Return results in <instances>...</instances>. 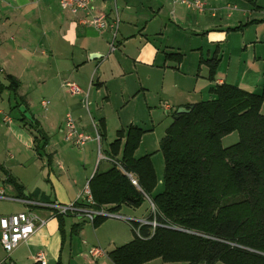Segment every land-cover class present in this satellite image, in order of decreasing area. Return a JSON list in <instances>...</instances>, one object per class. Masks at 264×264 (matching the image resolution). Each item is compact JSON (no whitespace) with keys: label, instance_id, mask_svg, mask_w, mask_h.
<instances>
[{"label":"crops","instance_id":"0c3cea01","mask_svg":"<svg viewBox=\"0 0 264 264\" xmlns=\"http://www.w3.org/2000/svg\"><path fill=\"white\" fill-rule=\"evenodd\" d=\"M200 2L203 3L202 10L192 11L183 3L172 0H89L92 12L104 13L109 23L116 17L118 19L115 49L110 51L111 28L99 30L78 23L75 17L59 7L56 0H0V81L7 84L5 75L10 74L18 83L17 95L3 90L0 101L1 95L8 92L15 101L19 100L15 107L20 114L18 124H13L12 120L6 122L2 117L4 125L0 123V129L8 139L15 134L23 140L27 152L33 149V154L31 150L26 160L19 157L20 152H16L17 156L11 154L2 160L0 198L19 202L20 206L13 212L0 213V216L31 210L47 219L43 226L10 253H6L0 243V264H40L35 259L37 253L42 254L45 264H114L107 252L132 240L134 227L130 220L117 217L106 220L108 217H101L90 223L74 213L49 216V203H83L82 190L93 173L96 170L105 171L112 165L107 159L96 164L95 141L91 139L85 144L79 164L74 167L72 160L77 152L61 139L63 116L69 111L76 126L91 133L81 108L84 99L88 104L91 98L90 104L99 117L96 120L97 129L103 132L104 139L107 116L100 112L98 103L111 102L112 83L118 82L117 89L121 95L135 96L138 89H144L140 76L137 85L133 76L138 73L143 75L145 70L149 73L161 63L167 66L165 51L170 45L157 44L156 40L163 43L162 33L169 25L180 27L205 20L207 3ZM195 11L197 14L193 17L191 14ZM152 24L155 26L150 30ZM205 28L206 32H210L205 35L209 37L207 44H227L232 28L227 31L213 26ZM234 29L237 30V27ZM181 55L176 58L178 65L184 62ZM214 55L215 52L212 53ZM162 57L161 62L159 59ZM236 67L233 80L227 82V76L215 78V85L222 82L242 85L235 79L239 65ZM150 76L146 74L143 80H148ZM64 79L74 81L80 92L71 94L62 88L61 81ZM43 98L48 100L45 107L41 104ZM190 103L193 102L185 100L175 107L166 103L164 109L176 110ZM38 105L43 112H38ZM118 131L123 132L121 145L125 131L120 128L115 134ZM110 143L105 153L110 151ZM7 147L13 148L10 144ZM18 160L21 162L18 163ZM30 160L37 162L38 168L35 166L33 169ZM101 162H105V165L101 166ZM120 207L101 206L116 213H119ZM129 230L132 235L127 233ZM92 247H100L103 253L92 255L89 252ZM152 260L158 262L160 259ZM142 264H150V260Z\"/></svg>","mask_w":264,"mask_h":264},{"label":"trees","instance_id":"16d2710c","mask_svg":"<svg viewBox=\"0 0 264 264\" xmlns=\"http://www.w3.org/2000/svg\"><path fill=\"white\" fill-rule=\"evenodd\" d=\"M209 60L214 71L215 55ZM262 78L260 91L222 82L211 89V98L183 105L189 111L173 119L158 142L164 160L160 192L153 194L156 175L150 154L134 156L144 130L129 124L121 145L123 132H117L105 153L112 165L88 180L94 207H136L146 195L155 207L156 222L169 227L157 225L152 233L144 224L139 235L134 227L132 240L107 252L114 264L154 258L185 264H264V67ZM5 79L0 92L16 96V79L10 74ZM97 131L101 141L103 132ZM234 131L237 140L224 146L222 138Z\"/></svg>","mask_w":264,"mask_h":264},{"label":"rangeland","instance_id":"374dc122","mask_svg":"<svg viewBox=\"0 0 264 264\" xmlns=\"http://www.w3.org/2000/svg\"><path fill=\"white\" fill-rule=\"evenodd\" d=\"M200 1H205L207 3V6H205L207 9V17L204 18L205 20H201L198 24L194 21L193 23H187L188 25H181L180 27L169 25L162 33L163 43L160 40H156L155 43L157 44L170 45L165 51L167 52L165 53L167 66L161 63L159 67L155 70H151L149 73L145 70L143 75L142 73H138V75L135 74L133 76L134 82H136L135 85H137L140 76V81L144 84L146 89H138L135 96H128L127 94L121 95L120 91L117 89L118 82L114 81L112 83L114 89L111 93V102L107 104L105 102L98 103V107L101 109L100 112L107 116L105 117L107 124L106 137L99 141V144H97L96 130L93 126V123H96L99 117L97 110L93 109V106L90 104L91 98L89 101L90 103L87 104V102H83V106L81 107L82 116L85 118L86 123L89 124L88 130L91 132L88 133L90 138L85 144L91 139L95 141L94 156L96 164L99 161H106L104 158L100 157V154L104 155L105 150L108 148V144L115 138L117 129L123 128L124 131H126V127L132 123L144 130L134 155L142 156L144 154H150L151 163L156 175V185L153 194L163 189L162 176L164 160L159 150L158 142L164 135L165 129L174 119V109L165 110L164 105L166 103L169 106L175 107L174 105L179 102H185V100L194 103L202 99L211 98L213 96L211 89L215 86L214 79L227 76L228 79L226 81L230 82L229 80H233L234 78L233 75L235 74L237 64L239 68L235 79L242 84H238L237 86L244 90L254 92L260 91L262 86V72L264 67V0ZM190 9H192V11L195 10L194 8ZM196 14L197 12L195 11V13L192 12L191 15L195 17L194 15ZM154 26L155 24H152L149 29L152 30ZM205 26L209 28L213 26V28L223 31L232 28L227 37V44H207V39L209 37L206 38L205 35L210 34V32L205 31V29H207ZM236 27L237 30L234 29ZM212 35L214 34L212 33ZM152 38L155 41V38ZM200 46H202L201 49H199ZM214 52L217 65L215 69H213L214 64H212V69L214 71H211L209 59L212 58V53ZM180 55L184 60L182 65H178L179 63L177 64L176 62V58ZM219 56H221L220 59ZM162 59L163 57L159 60L162 62ZM228 64L230 65L229 68ZM146 74H150L151 76L148 80H143V76ZM237 81L235 83H237ZM1 97L0 123L4 125L1 118L6 115L11 118L13 124H18L20 114L15 107V103L19 100L17 99L15 101L14 97L8 94V92L1 95ZM43 99L47 100L46 98ZM37 104L38 102L36 105ZM36 108L38 112H43L41 106L38 105ZM260 111L264 114V101L260 105ZM68 112L69 111H66V113ZM8 138L9 137L4 131L0 129V184L1 178H3V171L1 168L2 160H6L11 154L17 156L18 154L16 152H20L19 157L25 160L29 157V153L31 154V150L33 154V149L29 152L24 149V144H22L23 140H20L17 135L14 134L10 139ZM61 139L64 142L63 138ZM236 140L237 133L234 131L222 138V144L227 146ZM5 143L10 144L13 148L9 149ZM85 144L82 147H76L70 143L67 144L77 152V155L75 153L72 160L74 167H77L80 161L79 158L83 156V149L86 148ZM17 162L19 163L21 161L18 160ZM32 163L34 165L33 169L35 166H38L37 162L34 163V161L30 160L29 164ZM104 165L105 162H101V166ZM6 193L8 192L6 191ZM145 199L146 200H144L142 204L136 207L122 204L118 211L120 214H124L133 219L130 220V222H132L133 227L138 229V233L139 226L145 224L139 219H142V217H146L147 219L148 214L152 215L151 219H155V207L151 202L153 205V208H151L149 201H147V196ZM66 204L68 205L70 203ZM19 206V202L0 198V213L13 212ZM107 219L112 218L108 217L106 220ZM125 223L128 222L125 221ZM160 225L169 227L164 223ZM149 227L151 229L150 231L153 233L155 227L151 225ZM129 231L130 232L127 233L132 235L131 230ZM157 261L158 262H156V260H150V264L163 263L161 259ZM169 263L171 262H166V264ZM178 263L185 264V262ZM213 264L225 263L218 261Z\"/></svg>","mask_w":264,"mask_h":264},{"label":"built area","instance_id":"2783aa9c","mask_svg":"<svg viewBox=\"0 0 264 264\" xmlns=\"http://www.w3.org/2000/svg\"><path fill=\"white\" fill-rule=\"evenodd\" d=\"M59 7L65 11L67 14L76 18V21L80 24L93 26L99 30H104L111 28L113 30L112 39L109 43V50L115 49V31L117 28L118 19L117 17L113 22L109 23L106 19L104 13H99L97 11L92 12L89 0H56ZM115 2V0H112ZM174 2H180L186 5V7L194 8L199 11L202 10L203 3L198 0H173ZM61 87L67 90L71 94L80 92L79 86L71 80L64 79L61 81ZM48 100H41V104L45 107ZM84 103L85 99H84ZM6 122H11V118L8 116H3ZM96 130L97 144H99L100 136L97 131V124L93 123ZM62 133V138L65 142H69L71 145L76 147H82L90 138V135L78 128L71 114L66 113L63 119V125L60 129ZM100 157L112 161L105 154ZM113 162V161H112ZM130 180L136 185V181L128 174ZM84 193L83 203L77 204L76 202H71L70 204H57L49 203L47 204L49 208V216L52 215H65L67 213H74L76 216L84 217L85 220L92 223L97 217H117L124 220H132L129 217L121 215L111 210H105L101 207H94V200L90 194L89 186L86 184L82 190ZM2 197V196H1ZM151 208L153 205L148 198ZM45 217H40L31 210L20 211L16 213H10L0 216V243L3 250L6 253H10L14 248H16L21 242L26 241L39 227L46 223ZM145 224L155 227L160 225L155 219H141ZM137 235L138 229L135 228ZM89 252L92 255H98L103 253L100 247H92ZM35 259L40 262V264H45L42 254L37 253Z\"/></svg>","mask_w":264,"mask_h":264},{"label":"water","instance_id":"95a60500","mask_svg":"<svg viewBox=\"0 0 264 264\" xmlns=\"http://www.w3.org/2000/svg\"><path fill=\"white\" fill-rule=\"evenodd\" d=\"M189 110L186 109L183 106L177 107L175 110V114H174V119H176L178 117L179 114L183 113V112H188ZM201 264H206L205 262L201 263Z\"/></svg>","mask_w":264,"mask_h":264},{"label":"bare ground","instance_id":"6f19581e","mask_svg":"<svg viewBox=\"0 0 264 264\" xmlns=\"http://www.w3.org/2000/svg\"><path fill=\"white\" fill-rule=\"evenodd\" d=\"M115 44V43H114Z\"/></svg>","mask_w":264,"mask_h":264}]
</instances>
